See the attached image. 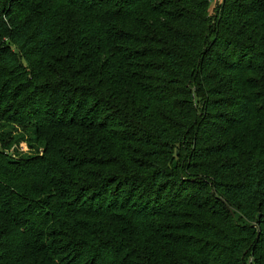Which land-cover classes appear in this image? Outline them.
<instances>
[{
	"label": "trees",
	"instance_id": "trees-1",
	"mask_svg": "<svg viewBox=\"0 0 264 264\" xmlns=\"http://www.w3.org/2000/svg\"><path fill=\"white\" fill-rule=\"evenodd\" d=\"M209 5L0 0V134L51 144L0 150V264H264V0Z\"/></svg>",
	"mask_w": 264,
	"mask_h": 264
},
{
	"label": "rangeland",
	"instance_id": "rangeland-1",
	"mask_svg": "<svg viewBox=\"0 0 264 264\" xmlns=\"http://www.w3.org/2000/svg\"><path fill=\"white\" fill-rule=\"evenodd\" d=\"M209 12L210 16L215 18L216 16V10L218 5L222 2V0H209ZM119 28V27H118ZM117 29L115 26L110 30L113 35L114 31ZM81 30L76 29V31H73V27L69 22H61L60 24V31L57 33V36L55 38V45H56V51L54 52V56L56 58H62L65 55L68 54H74L75 49L78 47V42H80L83 45H89L95 41H93L92 37H78V33ZM111 35H108V37H105L97 46V51L101 50V52L98 54L100 58H104L106 55V51L108 49L109 43L113 41V38H111ZM97 54V53H96ZM66 133L64 134V140H68L71 138V134L65 130ZM2 135V136H1ZM62 138V136L60 135ZM1 138L4 139L5 142L10 143V147L7 149H4L2 147ZM72 141V140H70ZM81 142L83 143V137L81 136ZM62 144L67 146L66 144ZM64 146V148H65ZM51 148V144L43 139L39 134L30 133L27 130H25L22 126L16 125V124H8L1 130L0 134V150L5 152L9 157H14L15 159L18 158H28L32 156H44L47 154L48 150ZM51 152V151H50ZM179 160H175V165H177V162ZM251 259L246 260V264H250ZM244 263V264H245Z\"/></svg>",
	"mask_w": 264,
	"mask_h": 264
}]
</instances>
